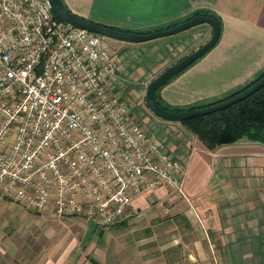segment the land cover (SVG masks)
I'll list each match as a JSON object with an SVG mask.
<instances>
[{"label":"crops","instance_id":"0c3cea01","mask_svg":"<svg viewBox=\"0 0 264 264\" xmlns=\"http://www.w3.org/2000/svg\"><path fill=\"white\" fill-rule=\"evenodd\" d=\"M63 2L83 18L137 32L171 26L195 11L216 14V42L158 88L168 105L208 103L264 69V0H146L139 7L135 0ZM210 34L201 22L142 41L109 37L106 45L117 60L113 89L182 162L184 195L157 186L134 196L122 220L91 226L80 244L69 248L59 237L42 257L14 264H264V145L240 137L207 148L179 121L153 114L144 100L146 83ZM3 258L0 245V264H11Z\"/></svg>","mask_w":264,"mask_h":264},{"label":"built area","instance_id":"2783aa9c","mask_svg":"<svg viewBox=\"0 0 264 264\" xmlns=\"http://www.w3.org/2000/svg\"><path fill=\"white\" fill-rule=\"evenodd\" d=\"M51 0H0V200L97 227L157 186L184 195L178 157L113 89L102 35Z\"/></svg>","mask_w":264,"mask_h":264},{"label":"water","instance_id":"95a60500","mask_svg":"<svg viewBox=\"0 0 264 264\" xmlns=\"http://www.w3.org/2000/svg\"><path fill=\"white\" fill-rule=\"evenodd\" d=\"M52 7L56 14L63 19L64 21L70 23L71 25H77L81 27H85L90 29L96 33H99L102 36H107L119 40L125 41H142L147 40L159 36L169 35L176 32H179L189 26L199 24L201 22H206L211 27L210 36L201 44H199L196 48L192 49L188 53L180 56L167 66H165L162 70H160L155 76H153L145 86L144 91V100L148 107V109L160 117L163 120L167 121H180L182 119L198 115L204 114L216 109L225 107L226 105L243 98L245 95L249 94L260 85L264 83V73L258 77L255 81L247 85L245 88L234 92L232 95L226 98H219L217 100L212 101L208 104H203L202 106L194 107L192 109H182V110H169L161 105L154 98V90L162 84L167 78L171 75L175 74L181 68L185 67L193 60L198 58L201 54H203L209 47H211L217 40L220 24L217 19L207 13H194L191 16L187 17L184 20L179 21L171 26L165 28L155 29L149 32H137L131 30H123L117 29L105 24H101L99 22H95L92 20H88L83 18L63 4L61 0H51Z\"/></svg>","mask_w":264,"mask_h":264},{"label":"rangeland","instance_id":"374dc122","mask_svg":"<svg viewBox=\"0 0 264 264\" xmlns=\"http://www.w3.org/2000/svg\"><path fill=\"white\" fill-rule=\"evenodd\" d=\"M204 24L207 25L205 22ZM108 40L107 36L101 38V44L106 50ZM148 130L151 131L152 128L148 127ZM2 202L0 204V245L4 248L3 261L7 263L14 264L19 260L40 258L45 250L57 242L59 237L66 238L63 243L72 248L80 244V240L85 237L83 234L91 226H96L81 216L55 218L50 210L37 212L8 200ZM70 251L75 252L74 249Z\"/></svg>","mask_w":264,"mask_h":264},{"label":"trees","instance_id":"16d2710c","mask_svg":"<svg viewBox=\"0 0 264 264\" xmlns=\"http://www.w3.org/2000/svg\"><path fill=\"white\" fill-rule=\"evenodd\" d=\"M61 1L63 2V0ZM52 12L56 17H59L53 8H52ZM194 13H207L215 17L220 24L219 17L213 12H210L208 10H201V11H195L192 14ZM183 68H181L180 70H182ZM179 71H177L175 74H177ZM263 73H264V69L261 72H259L258 75H256L252 80L244 84L239 89L231 91L227 95L220 98L222 99L226 98L232 95L234 92H237L245 88L247 85H249L250 83L255 81L258 77H260ZM175 74L171 75L169 78H171ZM160 86L161 84L154 90L153 95L155 100L159 103V105H161L166 109L169 110L192 109L194 107L203 105V104H196V105L187 104L184 106L168 105L159 98L158 88ZM215 100L213 101L215 102ZM208 103H204V104H208ZM179 122L185 125L191 132H193L207 148H213L219 144L229 143L240 137H244L264 145V83L255 90H253L252 92H250L249 94L245 95L243 98L238 99L226 105L225 107L216 109L208 113L194 115L182 119Z\"/></svg>","mask_w":264,"mask_h":264},{"label":"snow or ice","instance_id":"6c2138e0","mask_svg":"<svg viewBox=\"0 0 264 264\" xmlns=\"http://www.w3.org/2000/svg\"><path fill=\"white\" fill-rule=\"evenodd\" d=\"M129 0H117V3H128ZM136 5L139 6H143L146 4V0H135Z\"/></svg>","mask_w":264,"mask_h":264}]
</instances>
